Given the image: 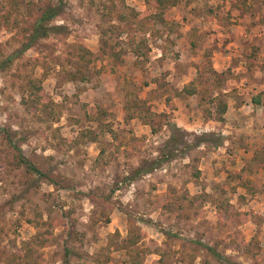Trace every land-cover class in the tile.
<instances>
[{"label":"rangeland","instance_id":"obj_1","mask_svg":"<svg viewBox=\"0 0 264 264\" xmlns=\"http://www.w3.org/2000/svg\"><path fill=\"white\" fill-rule=\"evenodd\" d=\"M38 1L0 0V264H130L123 241L138 231L142 264H264V103L251 101L264 91V0H179L163 12L171 26L150 22L145 34L132 15L156 11L153 0H61L50 24L62 30L2 65L38 14L26 3ZM78 44L98 54L100 73L63 81ZM214 63L228 125L202 114ZM26 77L41 79L54 113L26 106ZM191 79L207 89L201 106L200 95L175 96ZM128 88L144 101L133 117ZM100 125L99 142L78 137ZM204 133L212 141L196 145ZM16 146L47 176L19 166Z\"/></svg>","mask_w":264,"mask_h":264},{"label":"trees","instance_id":"obj_2","mask_svg":"<svg viewBox=\"0 0 264 264\" xmlns=\"http://www.w3.org/2000/svg\"><path fill=\"white\" fill-rule=\"evenodd\" d=\"M255 0H237V4L236 7L239 9H246L250 6L251 2H254ZM60 2L61 0H59L58 3L56 4H51V2H46L44 0H39L37 3H35L33 5V2H28L26 3V6L28 8H32L34 6V8L38 11L37 16L35 17L33 23L30 26V32L28 35H26L25 41L22 43L21 47L17 50L14 51V53L8 55L7 57H5L4 59H2V65H5L6 63H11L15 58H17L20 54H22L23 52H25L28 48H30L31 46H33L38 40L47 37L50 33L52 32H58L60 30H62V27L59 25H51V21L57 17L60 12H61V7H60ZM179 2V0H153V7L156 9V11L152 12L150 10H146L144 12L141 13H133L132 17H134V21L135 24L138 26V28L140 30H142V32L148 33L151 30V25L150 22H152L151 24H155V23H160V24H165V25H169L171 26V22L167 21V19L165 17H163V12L166 8L174 6L175 4H177ZM12 4L13 0H12ZM133 11V10H132ZM7 15H1L0 14V19L2 18H7ZM118 19H119V24L121 25V23H127L128 17L125 13H118L117 15ZM119 25L117 24H113L112 27H115L116 29H118ZM125 29L121 27L120 32H124ZM154 38H156L155 35H153ZM104 38H101V44H105L107 45V41L103 40ZM101 50H103V47L101 48ZM135 52L138 53V51L136 50ZM75 65L76 67L73 70H66L65 71V75L63 77V81H81V82H89L92 80V78L95 75H98L100 73V70L95 69L94 66V60H96L98 58V54L97 53H93L92 51L86 49L84 46L82 45H75ZM147 56V53H144V57ZM210 73L212 76V83L214 84V93L213 95H211V97H208L209 101L213 107H207V108H202V114H203V118L206 120H216L218 122H224L226 119L224 117L226 111H227V107H228V97L230 96V94L228 93V91H223L220 89V84L221 81H223V79H220V77L222 75H224V72H218L214 69H210ZM214 77V79H213ZM210 77H207V79L204 80L205 82H208V79ZM26 81H27V91H28V96L25 99V97L23 96L22 100H24V103L26 104V106H30L33 107L34 109H39L42 112H45L47 110H50V113H54L55 109L53 107V105L56 106V104H52V102L50 101L49 98H47V96H45L42 92H41V79H34V78H29L26 77ZM201 81H198V83H200ZM206 90L202 91L198 89L197 87V79H192L190 80L186 85H184L179 91H176V97H180V98H184L186 96H192V95H200V101H199V105L201 106L203 103V101L205 99H203L206 95ZM126 100L124 102V110L126 112V116H136L137 111H141L144 108V101L141 99H138V97L136 96L135 92L133 90H130L129 88L126 90ZM49 100V101H48ZM251 101L253 104H262L264 103V91H260L256 94H254L251 98ZM102 125H100L98 127L99 131H97V129H86V130H82L80 131L78 137L80 139L82 138H86L88 140H91L93 142H99V132L101 133V135H103L107 130L102 129ZM106 128H108V132H111L112 130L110 129V127H108V125H106ZM171 130H179L180 129L178 127H176V125H172L171 126ZM103 139V137H101ZM174 140V135L172 134L170 136V141ZM179 140V138H178ZM222 140L223 137L219 136L215 141H213V143L218 146L222 144ZM9 142L12 143V141H10L8 139ZM212 141L209 140L208 135L206 133L202 134L200 137H198L197 139V143L196 145L200 144V143H206ZM69 142V148L75 146V142L74 140H68ZM67 142V143H68ZM17 150V156L16 159L18 160V165H24L28 170L33 171L37 174H40L42 176H47L46 172L38 169L36 167V165H34V163H32L30 160L26 159L23 155H22V151L20 149L19 146L15 147ZM103 149H101L102 151ZM164 158H155L151 161H146L142 164H140L137 169L134 171V176L135 175H142V174H146L149 173L155 169H157L162 162L168 160V158H172L174 156V154L172 152H168L164 154ZM143 234L138 232H128V235L125 239V241H123L124 245L122 247V249L125 250V255L122 258V261L128 262L130 264H142V258L143 255L141 254V252L143 250H137L135 248V246L138 244V242L142 239ZM209 250H211V248H209ZM212 251V250H211ZM147 251H144L143 253H146ZM213 252V251H212ZM215 256H219L217 255V253H214ZM218 258H222V257H218Z\"/></svg>","mask_w":264,"mask_h":264},{"label":"crops","instance_id":"obj_3","mask_svg":"<svg viewBox=\"0 0 264 264\" xmlns=\"http://www.w3.org/2000/svg\"><path fill=\"white\" fill-rule=\"evenodd\" d=\"M213 68H214V70H218V64L217 63H214L213 64ZM192 80V79H191ZM229 105V104H228ZM227 109H228V107H227ZM237 110H239V108L238 109H236V112L235 113H237ZM234 114V113H233ZM224 117H225V119H226V122L224 123L225 125H228V123H232V118H233V115L231 114V113H229L228 111H226V113H225V115H224ZM231 126H232V124H230ZM224 134V133H223Z\"/></svg>","mask_w":264,"mask_h":264}]
</instances>
